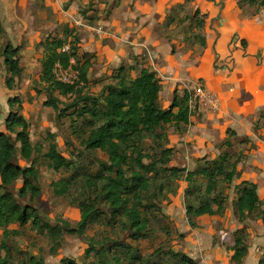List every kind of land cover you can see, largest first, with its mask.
<instances>
[{"label":"rangeland","instance_id":"1","mask_svg":"<svg viewBox=\"0 0 264 264\" xmlns=\"http://www.w3.org/2000/svg\"><path fill=\"white\" fill-rule=\"evenodd\" d=\"M158 1L0 0V18L5 20V23L2 20L5 31L0 37V132L8 133L12 142L20 146L16 140L20 129L9 132L7 118L10 112H17L28 121L34 153L30 161L18 156L16 162L25 167L34 164L41 194L31 202L22 198L20 201L35 206L43 220L56 224L59 218H64L75 225L81 218L80 201L93 195V188L86 183L88 177L104 172L108 160L106 151L89 150L84 144L95 126L90 116L75 113L76 108L60 116L59 111L46 104L47 89L51 85L54 95L63 101L62 107L77 98L75 93H65L60 88L63 83L55 78L54 66L51 79L45 77L44 63L51 52L48 40H64L65 48L76 41L77 51L70 65L76 68L83 64L89 68L87 79L81 84L83 94L101 96L105 86L117 84L122 66L129 79L136 78L143 68L157 75L162 86L161 108L169 107L175 95L180 98L187 92L192 97L199 85L205 86L199 78L191 81L188 75L192 73L190 63L200 56L205 29L213 23L208 22V14H202L195 0L169 5L165 16L155 11ZM236 1L246 16L264 13L262 0ZM95 41L119 53V57H114L118 58V64L98 75L94 60L98 58L97 51H86L84 47ZM8 44L19 48L21 68L20 76L12 85L8 84L11 73L5 64ZM170 55H173L171 60ZM169 75L173 78L169 79ZM204 111L196 113L193 121L167 124L157 132L146 131L140 140L129 139L123 145L130 152L134 144H139L149 154L145 162H156V168L146 172L150 187L141 192L140 199L149 227L146 233L133 237L124 227V216L102 202L87 236L108 237L116 243L117 247L105 256L110 259L118 256L122 264H182L181 254H186L198 264H235L229 252L215 251L217 245L223 243L229 249L234 238L243 235L249 246V230L263 232L264 227L261 230L257 227L259 219L252 218L253 214L240 216L237 204L240 192L235 178L229 182L218 174L215 190L211 195L206 192L209 179L200 170L207 160H220L226 154L227 170L233 166L239 170L250 161L252 148L251 140H241L234 125L217 126V118L208 117ZM200 123L205 124L200 126ZM53 145L71 161L70 166L59 171L54 169L46 155ZM167 148L171 153L161 159ZM172 168L181 170L175 174ZM187 170L194 171L192 178L187 177ZM60 180L70 183V190L64 195L55 192L54 183ZM15 186L13 191L17 193L22 181ZM214 197L221 201L220 209L213 214L215 217L187 213L189 205L198 207ZM214 207L217 209L216 204ZM5 228L12 230L8 249L2 252L7 255L8 264H30L31 258H42L46 264H68L69 261L100 264L95 253L87 255L86 237L65 233L60 243L55 244L46 229L37 228L32 222L0 225V236Z\"/></svg>","mask_w":264,"mask_h":264},{"label":"trees","instance_id":"2","mask_svg":"<svg viewBox=\"0 0 264 264\" xmlns=\"http://www.w3.org/2000/svg\"><path fill=\"white\" fill-rule=\"evenodd\" d=\"M4 31L0 18V37ZM47 46L51 52L44 63V73L45 77L50 80L53 66L57 62H61L64 66H69L72 63L71 57L77 51V43L76 41L71 42L68 50H64V40H48ZM18 54V47L12 44L6 46L5 64L11 73V77L8 79L10 85L21 74ZM75 67L80 70L81 80H86L88 66L78 64ZM119 72L117 84L105 86L101 96L83 94L81 84H62L60 88L65 93L77 95L76 100L64 107L61 106L63 101L56 97L53 93L54 90L50 88L52 85L47 89L46 104L59 111L60 116L65 115L73 108H76L75 113L79 115L90 116L95 126L91 128L84 144L89 150L99 149L108 154L104 172L97 176H90L86 181L87 185L93 188V195L80 201L81 218L75 225L64 218H59L56 224H52L50 221L42 219L35 206L23 204L20 201V198L33 201L41 194V188L37 183L34 164L25 167L16 162L18 156L30 161L34 153V145L28 131V121L25 117L19 116L17 112L9 113L7 128L9 132H15L17 128L20 129L16 132V140L20 146L12 142L8 133L0 132V225L7 226L11 223L26 225L32 222L37 228L46 229L55 244L60 243L65 233L86 237L89 244L86 250L87 255L95 253L99 257L100 264H111V260L113 264H122V260L118 256H114L112 259L105 256L107 251L117 247L116 243L108 237L97 239L87 236V229L104 202L114 212L119 211L124 216L126 219L124 227L133 237L146 233L149 224L142 213L140 199L141 192L147 191L150 187V179L146 172L153 171L156 168V162L152 161L148 164L145 162L149 154L142 151L139 144H134L130 152H127L128 148H124L123 145L129 139L140 140L146 131L157 132L158 129L162 130L165 125L171 123L176 125L181 122L188 123L191 117L189 108L191 95L187 92L180 98L175 95L169 107L161 108L159 99L162 86L154 72L149 68H143L134 79L128 78L127 70L123 66ZM170 153V148L163 150L161 159L168 158ZM46 155L57 171L71 165V161L59 152L55 145ZM219 159L207 160L200 170V173L209 179V184L206 186V192L209 195L215 190L218 174L230 182L238 173L236 166L227 170L226 162H224L228 159L226 154ZM172 170L176 174L181 169L172 168ZM193 175L194 171L187 170L188 178H192ZM18 181H22V186L16 193L13 188L16 187ZM54 186L57 195H64L70 190V183L65 180L55 182ZM239 192L238 210L240 216L244 218L260 208L261 199L257 184L251 181L241 182ZM130 193L133 195L130 196ZM220 203V198L214 197L212 201L204 202L198 207L189 205L187 213L190 216L198 217L213 215L216 210L220 209ZM214 204L217 205V209ZM11 233L12 230L5 228L3 235L0 236V264H8L7 255L2 252L4 249H8L7 240ZM234 239L232 261L235 264H243L249 246L243 235H238ZM180 261L182 264H198L194 258L186 254H181ZM30 264H46V262L42 258H31ZM68 264L77 263L69 261ZM259 264H264V258L260 260Z\"/></svg>","mask_w":264,"mask_h":264},{"label":"crops","instance_id":"3","mask_svg":"<svg viewBox=\"0 0 264 264\" xmlns=\"http://www.w3.org/2000/svg\"><path fill=\"white\" fill-rule=\"evenodd\" d=\"M178 1L183 0H159L155 11L165 16L169 5H176ZM212 1L215 0L194 1L213 24L205 29L200 56L190 63L192 73L188 78L191 81L199 78L207 90L220 98L218 113L202 110L208 117L217 118V126L232 124L239 130L241 140H251L250 161L239 167L240 174L237 173L235 181L238 185L243 181L257 184L261 206L253 213L257 215L251 217L259 219L257 227L261 230L264 227V13L249 17L237 6L236 0H217L214 4ZM2 20L5 23L4 17ZM120 24L122 21L118 23L119 28L122 27ZM84 47L86 51H97L98 58L94 59L97 75L119 62L114 58L119 57L117 50L103 46L101 41L90 42ZM157 50L153 52L157 53ZM118 52L126 53L124 50ZM172 56L168 59H173ZM172 78L169 75V79ZM193 118L191 116L190 120ZM204 124L200 123V126ZM249 231L250 244L243 264H259L264 255V229L263 232L253 228ZM234 243L231 242L229 249L223 243L218 244L215 251L232 255Z\"/></svg>","mask_w":264,"mask_h":264},{"label":"built area","instance_id":"4","mask_svg":"<svg viewBox=\"0 0 264 264\" xmlns=\"http://www.w3.org/2000/svg\"><path fill=\"white\" fill-rule=\"evenodd\" d=\"M68 49L69 46L64 48V50ZM54 75L58 81L66 85L82 84L80 70L72 65L64 66L61 62H57L54 65ZM189 108L191 116L203 109L218 113L221 108L220 98L215 93L199 85L189 100Z\"/></svg>","mask_w":264,"mask_h":264}]
</instances>
